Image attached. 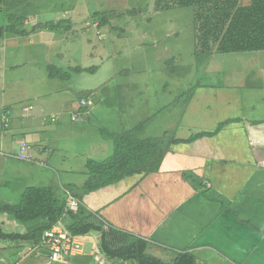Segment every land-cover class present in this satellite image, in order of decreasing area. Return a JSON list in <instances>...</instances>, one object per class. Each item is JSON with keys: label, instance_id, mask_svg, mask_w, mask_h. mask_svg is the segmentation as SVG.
Returning <instances> with one entry per match:
<instances>
[{"label": "crops", "instance_id": "1", "mask_svg": "<svg viewBox=\"0 0 264 264\" xmlns=\"http://www.w3.org/2000/svg\"><path fill=\"white\" fill-rule=\"evenodd\" d=\"M139 18L149 22L144 15ZM158 18H163L162 23L154 24ZM151 23L142 26V30L150 31L156 37L155 42L157 34L164 31L168 39L175 35L172 16L155 14ZM121 29L126 33V28ZM226 54H233L237 77L242 66L250 65L252 72L243 78L254 77L253 80L244 79L245 84L240 85L226 81L215 87L183 88L179 98L183 99L182 107L176 113L172 111L174 105L167 103L156 106L158 109L152 113L147 108L139 115V110L135 114L123 110L119 116L114 115L113 122L107 115L103 116V121L113 123V130L106 128L105 122L100 130L112 134L130 133L139 140L167 136L171 143L157 172L132 176L86 194L82 198L83 206L88 212L98 214L106 226L147 240V253L168 264L184 252L193 255L197 264H264V51ZM90 55V61L99 57V65L110 59L108 53L102 57L104 47ZM97 73L92 76L97 77ZM97 83L85 87L84 92L92 93L99 87ZM96 95L95 92L84 98L86 107H81L79 102L77 114H74L76 109L72 110L73 102L69 103L66 96L51 95L46 100L38 96L34 101L36 106L23 107L20 115L12 107L0 105L2 110L11 111L9 128L2 129L0 125L1 163L9 165V161L2 158L12 157L6 153L13 144L25 141L32 147L30 160L22 161L25 164L21 166V177L29 183L25 189L48 183L43 187H51L64 197L65 185L79 188L85 182L86 160L102 161L98 159L100 155L111 156L113 142L102 138L100 130L94 133L100 138L96 139L74 132L70 124L64 123L65 119L60 123H46L48 116L56 120L66 112L71 114L70 123L87 122L90 112L95 110L90 111L92 97L96 101L95 108L103 99L102 95L95 98ZM164 101L167 100L160 102ZM48 109H51L50 114ZM72 116L76 119L71 120ZM93 117L98 120L95 112ZM199 134L206 135L190 140ZM18 135L20 140H14ZM82 137L88 138L84 150L66 148V141L81 142ZM2 182L0 178V187L4 188ZM0 203L14 205L5 191ZM7 218H1L5 233H24L4 230L5 224H10L8 229H16ZM62 220L66 222V218ZM95 235H88L90 250L83 237H75L82 250L65 261L68 264L72 261L136 264L97 255L99 242ZM23 246L27 247L28 254L18 251ZM42 249L40 242H23L18 246L0 240V251L12 264L21 260L31 264L44 257L43 263L50 264ZM37 250L41 251L35 256L33 252Z\"/></svg>", "mask_w": 264, "mask_h": 264}, {"label": "rangeland", "instance_id": "2", "mask_svg": "<svg viewBox=\"0 0 264 264\" xmlns=\"http://www.w3.org/2000/svg\"><path fill=\"white\" fill-rule=\"evenodd\" d=\"M240 1L243 4L248 2ZM155 14L170 15L174 18L175 35L170 39L166 37L164 31L157 34L158 39L155 42L156 37H153L150 31L142 30V26L152 24V15ZM139 15H144L149 22L140 21ZM11 17H22L24 22L22 28L31 33L27 37L7 36L0 39V105L12 107L16 114L20 115L23 107L36 106L34 102L36 97L40 96L42 100L54 95L66 96L69 103L73 102L74 111L79 108L81 99L90 97L96 92L95 98L102 95L103 99L99 100L95 108L96 101L92 97L93 104L90 111L95 110L90 112L87 122L78 120L76 123H70L71 114L68 112L56 120H52L49 116L46 119L47 124L60 123L61 119H65L64 123L70 124L74 132L82 133L89 138L100 139L94 133L104 127L103 122L106 128L113 130V123H106V119L103 121V116L107 115L113 122L116 120L114 115L119 116L120 112H124L123 110L132 114L139 110L137 114L139 115L141 110L147 108L152 113L158 109L156 106L167 103L174 105L172 111L175 110L176 113L182 107L183 99L179 100V98L183 88L188 90L196 85L215 87L216 84L226 81L240 85L245 84L244 79L252 81L254 78L250 76L243 78L252 72L250 65L247 68L241 67L239 78L235 75L236 67L231 58L233 54L213 52L207 59L208 53H204L203 48L197 44L191 8L158 10L154 0H8L0 10V25H7ZM162 19L158 18L154 24L162 23ZM45 23H51L54 30L33 31L34 27ZM121 28L124 30L126 28V33ZM124 34L128 37L124 38ZM93 44H95L94 49H92ZM102 47H104L102 57L105 58L106 53L110 56L108 62L99 65V57H94L90 61V53ZM48 66L64 72L68 71L69 77L49 78ZM78 66L95 68L91 72L80 74L70 72L69 68ZM96 73L97 77L92 76ZM106 80L110 81L106 82ZM96 83V87H99L92 93L84 92L85 87ZM161 100L167 101L160 102ZM1 108L0 106V116L3 113ZM48 111L50 114L51 109ZM94 112L98 120L93 117ZM77 113L78 109L74 114ZM87 137H82L81 142L66 141V148L84 150ZM13 139L19 141L20 136H15ZM109 143L112 147L111 142ZM104 145L106 147V143ZM19 151V146L13 144L6 153L11 154L12 157L2 158L4 161L8 160L9 165H3L0 160L2 173L0 178L3 180L1 186H4V188L0 187V196L3 191L9 193L10 202L14 205L20 203L25 187L29 186L28 181L21 177L23 172L21 166L25 162L17 158ZM105 158L106 155H100L98 159ZM46 184L36 187L47 186ZM95 215L98 217V214ZM6 217L12 220L9 216L0 214V226ZM12 225H16V229H8L10 224H5L4 230L25 233L35 223L19 224L13 221ZM58 225L61 229L65 228L66 222L62 220ZM91 234L95 235V233ZM95 236L99 242L98 235ZM2 241L18 246L23 243ZM83 241L88 247L87 250H90L92 246L89 237L84 236ZM18 249L21 253H27L26 246ZM39 251L41 250L33 252L36 253L35 256ZM95 251L97 255L101 254L98 245ZM47 260L50 264H54L50 262L48 254ZM44 261L45 257L31 264H44ZM21 262L22 260L18 264ZM0 264H12L2 251H0ZM60 264H68V261H61ZM69 264H79V262L72 261Z\"/></svg>", "mask_w": 264, "mask_h": 264}, {"label": "trees", "instance_id": "3", "mask_svg": "<svg viewBox=\"0 0 264 264\" xmlns=\"http://www.w3.org/2000/svg\"><path fill=\"white\" fill-rule=\"evenodd\" d=\"M7 1L0 0V10ZM247 1L243 4L240 0H154V3L158 10L176 7L193 9L197 44L203 48L204 53H208V59L213 52L264 51V0ZM23 25L22 17H11L7 25H0V39L7 36H29L31 31L23 29ZM35 30L52 31L54 26L45 23L34 27L33 31ZM69 70L80 74L91 72L94 68L85 70L76 67ZM47 72L49 78L69 77L68 71L64 72L53 66H48ZM99 134L113 142L111 156L102 161L86 160L87 172L83 185L79 188L64 186L65 191L79 202L77 212L67 209L65 193L64 197H60L51 187H28L24 189L19 204L1 206L0 214L9 216L19 224L35 225L24 234L5 233L0 226V240L41 244L44 232L66 218L65 229L70 236L84 237L91 233L98 235L99 252L105 258L136 264H168L147 253V240L106 226L95 214L84 208L82 198L126 178L157 172L169 149L170 140L167 136L139 140L130 133L112 134L105 129L100 130ZM204 135L206 134L193 136L190 140ZM169 264L197 263L193 255L184 252Z\"/></svg>", "mask_w": 264, "mask_h": 264}, {"label": "built area", "instance_id": "4", "mask_svg": "<svg viewBox=\"0 0 264 264\" xmlns=\"http://www.w3.org/2000/svg\"><path fill=\"white\" fill-rule=\"evenodd\" d=\"M81 107H86L87 102L85 99L80 101ZM11 111L9 109L3 110L0 116V125L2 129H8L10 126ZM76 117L72 116L71 120H75ZM18 146L20 148L18 159L20 161H29L31 146L25 141H19ZM66 195V207L69 211L77 212L79 208V202L73 198L68 192ZM55 224L50 230L44 232L41 238V246L46 250L50 262L54 264H60L66 258L73 257L81 251V244L75 237L70 236L65 228H60Z\"/></svg>", "mask_w": 264, "mask_h": 264}]
</instances>
